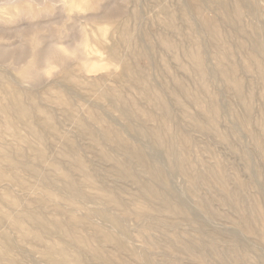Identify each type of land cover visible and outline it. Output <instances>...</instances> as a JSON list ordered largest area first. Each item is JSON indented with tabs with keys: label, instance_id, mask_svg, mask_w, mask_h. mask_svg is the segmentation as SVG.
Segmentation results:
<instances>
[{
	"label": "rangeland",
	"instance_id": "rangeland-1",
	"mask_svg": "<svg viewBox=\"0 0 264 264\" xmlns=\"http://www.w3.org/2000/svg\"><path fill=\"white\" fill-rule=\"evenodd\" d=\"M8 1L7 0H5V1L4 0H0V3H1L0 4V29H1L0 30V74H4L5 77H6V80L8 82V83H6V84H8L7 87L1 86V84H0V99H1L2 102L9 101L7 99V98H9V95L7 94L6 88L12 89V87H13V89L14 88L20 89L26 95L33 94L37 98V101H34L33 103H35L36 106H39L40 108L39 109H36L33 112L34 115L32 116V121L35 124L42 125L43 124V120L45 118V115L42 112V109H51L52 112L54 113V116H55L57 131H52L51 132L50 130H46L47 139L49 138L48 139V144H47L48 145L47 146V148H48L47 149L48 160H40L35 155V152H34V150L32 148H30L28 145H26L21 140L19 141V139L15 136L14 132H0V147H3L4 146L3 148L10 149L12 155L14 154L12 161L11 160H7V159H3V158L0 157V170L3 172V176H2V178H0V209L5 214L4 217L2 216L0 218V224H1L0 225V254L1 253L3 254V257L0 258V264H73L69 260L62 261V262L55 261V260L51 259L48 256V252L50 250V247L53 245V243L55 241L59 240L60 237L63 238L65 236V234L62 233V234H60L57 237L56 236H51V235H48V236L46 235L43 239H40V240H36L33 237L25 236L23 234L22 230L17 226V224H16L17 222L21 223L27 230H30V231L33 230V231L38 232L37 229H35V227L31 223H29L28 221H26L24 219V217H21V216L24 215L23 212L26 211L28 208L29 209H31V208L32 209H40V210H43L44 209L43 211L46 212V213H48V214H57L58 215V213H59L58 216H61V217H65V215H64L65 212L66 213L67 212L68 213L70 212V213H73L74 215H76L78 217H81V219H82V221L84 223H86L88 220H90L91 223H93L95 225H98V226H101L104 229L107 228V230H109L111 232H114L116 234L119 232V230L116 229V228H114V230L113 229H110L108 226H111L112 224L111 223L109 224L108 223L109 221H107L106 219L101 218L100 216L98 218V216L97 215H94V214L89 215L90 208L92 206H94V208L95 207L97 208L99 206L98 205L99 202L101 204L100 208H102V207L104 208V207L107 206V208L109 210L108 211L105 208L107 212L116 213V214L120 213V211L117 210L114 205H111V204H109V203H107V202H105L104 200H101V199H99L100 201L98 199H89L91 201L90 202L89 200H86V201L80 200L79 201V200H77L75 198H72L71 196H68L69 194L60 185H57V184H54L53 185V184L46 183L43 180V177L40 174L37 175V174L31 173L28 170H25V168L20 164V162H18V160L20 159V160H25V161L28 160L29 162H32L35 165L37 163L36 167L39 169V171L41 172V174H42V172H44L46 174H50V175L54 176L55 172L53 171V169L51 170L52 167L50 166V162L49 161L52 158L53 159L54 158H58L59 159V158L62 157L61 156V151L66 147L67 141H68L67 139L68 138H71V140L75 141L77 144L79 143L78 146L80 148L81 154L84 157V160L86 161V163L88 164V166L92 169V171H94L95 173H97L98 175H100L98 182L95 185H87L86 186V189L87 190L90 189L89 191H92V192L93 191L94 192L95 191H101L99 189L100 187H104V186L112 185L113 184L112 186L115 188L116 192L119 193L122 196L123 195L125 196V197L124 196L123 197L128 201L127 203L129 205V207L131 209L132 208L133 209L135 208L134 202H133L134 200L133 199L136 196V195H134L135 194V190H136V183L133 182V181H130V180H126V179L124 180V179H122L120 176H118L114 172V170H113L114 169V164H113L114 163V160L113 159L104 158L101 155V151H100L99 147L96 144H93V142L91 141V139L87 135L83 134L81 132L80 128H78L79 127L78 124H79L80 121L86 122L90 126V128L92 130H94L95 132H98L99 134H102L101 130L104 127H106L107 125H112V127L117 128L119 130H122L123 129L125 131V132L122 131L123 134H124V136L127 139H129V141L132 142L133 144L139 145V146H143V142L144 143H147L148 145L144 144V145H146L144 147L146 149L149 148L148 151H150V153H152V154L155 155V157H152L153 164L158 165L160 168H164V169H165V166H167L166 167V170L168 169L167 170L168 172L171 171L170 173H168L166 171L167 174H168L167 177L169 179V183L173 186V188L176 191L178 189V192H180V193L182 192L183 195H184V197H186L189 200V202L192 203V205H194V203H195V200L193 198L194 195L191 193V191L189 189V182L186 181L187 180V177L183 173H181L182 171H181L180 168L169 167V165H167V162H169V159L170 158L165 155L166 148L165 147H161L160 150H159V149L155 148L151 144V140L149 141V139L147 140V138H145V137H141L139 135L137 136L136 133H134V132H131L130 133V131H127V130L124 129V126L123 125L125 123V120L122 118V116L120 114V110L118 109V107H116L117 106V101H116V99L112 95V92L113 91H119L123 96H125V97H128L129 96V98H132V99H135V100H137L139 98V100H137V101L138 102L141 101L142 105H144L145 107L149 108L150 110H153L154 109L155 111L154 110L153 111L155 113H158L159 112L157 110V108H154V106L152 104L149 105V102L147 101V99L145 97H143V96L141 97L139 83L133 77L132 73L130 71H127L125 69L126 68L125 67V64H127V63L129 64V62L135 68H137L139 70L141 69L140 71H142V72H144L146 74V76L149 78V80L151 81V83H153V85H155L156 83H158V85H156V86L159 89L160 88L162 89V87L164 88L166 86V88H164V90H162V91H164V93L169 97L168 100L170 99L169 100V103L171 104L172 108L174 109L176 107L174 109V111H175L176 115L178 116V124H180L179 122H181V124L183 125V126L182 125H180V126L178 125V128L177 129L178 130H181V131L184 130V133H186L188 131L189 134L188 133L187 134L188 135H191V142H190L191 143L190 144L191 146H190V149H188V154L190 156L192 155L191 157H192V159L194 158V162L196 161L194 163V164H196V168L198 169V168L201 167L198 170L204 172V171H206V168H210V167L215 166L217 163H221L222 165L224 164V168L226 169L227 172H229L228 174L230 176L231 175L233 177H235L236 175L237 176H240V177L242 176L241 178H243V177L246 176L247 178H244L243 180H249L250 173L251 172L249 173V171L247 170V168H246V162H244L245 159H244V156H243L244 151H247L248 150V147H249V149L251 151L250 150H248V151L251 153V160L252 159L255 160V161L252 160V162L254 161L253 162L254 163L253 165L255 166V164H256L257 166H255V167H258L260 169V172L261 173L259 175L261 177L259 176L260 179H259V177H257V181H256V184L255 185H250V186L247 187V189H245L244 191H242V193L244 192L242 194L243 195L242 198L245 196L243 198V201L244 202H253L254 200H257L258 199L257 201H259L262 204L263 208H264V195L261 196V194H264V192H263L264 191V180H263L264 177H262V175H264V172H263L264 169H262V168H264V166L262 165V164H264V158H263L264 157V150H262V153H259V152L256 151L255 141H254V138H253V135H252V133H255L254 131H256V134H258V135H261L262 134L261 137L264 136V133H263L264 132L263 131L264 130V94H263L264 93V84H263L264 81H263V79L261 81V76H260V73L258 71L259 69H258V66H257L256 62H254L251 58L248 57L249 54H250V52L256 53L255 50H254V48H252V47H254L253 44H254V40H256V38L258 40H261V38L263 37L262 38L263 40L260 41V42H262L263 45H264V33H263L264 32V26H263V24H264V18L261 15V13L262 14L264 13V4H263L264 3V0H256V1L253 0L254 3H255V5H257L256 6L257 8L256 7H255L256 9L254 8L256 12L253 11V10L248 12L249 9L244 8L243 9L244 11H243V14H242V18H241V20H240L239 23L238 22L235 23L236 26H234L235 25L234 23H232V22L230 23L229 20L225 17V15L221 13V12H223V8L220 7L221 6V0H199V5H200V7L202 6L201 7V13L203 11H205V12H203L204 15L201 14V13L199 14L196 10H194L192 8L195 3L193 1H191V0H188V1L187 0H123V1L120 0V2L119 1H116V0H90V5L85 8L86 10L82 9L80 15L76 14L73 10L71 11V9H66V10H64L65 12L62 11L61 10V6H60L62 0H58V1H56V0H46V1L45 0H12L11 3H10L11 0L9 2ZM29 1H31V2H29ZM235 1L234 0H232V1L231 0H228V4L229 5H232L233 2H235ZM260 1H262L263 3L260 2ZM2 2H4V3L2 4ZM103 2H104V4H103ZM114 2H116V4ZM231 2H232V4H231ZM41 3H45L46 6L44 4H41ZM204 3H206V4L204 5ZM210 3H211V5H210ZM217 3L218 4L220 3V4L218 5ZM261 3H262V5H261ZM187 4H188V6H187ZM34 5H36V6H34ZM43 5H44V7H43ZM107 5L109 7H107ZM185 5H186V7H185ZM213 5H215V6H213ZM23 6H25V7H23ZM30 6L33 7V9ZM54 6H56L55 7V10H54ZM170 6H173V7H170ZM205 6H206V8H205ZM27 7L28 8L30 7V10ZM41 7L43 8L41 10L42 13H40V12L37 11V9L38 8H41ZM57 7H59V8H57ZM214 7H215V10H214ZM218 7H220V9ZM24 8H26V9H24ZM165 8H166V10H164ZM180 8H182L184 10H182ZM24 10H26V11H24ZM31 10L34 11L32 14L30 12ZM69 10L71 12L70 13L71 16L69 15V12H68ZM257 10H258V12H257ZM104 11H105V14H104ZM178 11L179 12L181 11L180 12L181 14H179ZM217 11H220V12H217ZM58 12L61 13L63 16H61V14H59ZM169 12L170 13L171 12L176 13L175 14V17L176 16L177 17L175 18V27H174V25H172V22H170V20H167V19H170V13ZM214 12H215V15H214ZM251 12L252 13L255 12L256 15H254V14L252 15ZM34 13L36 14L35 15L36 16L35 18H34ZM191 13H192V15L194 17H196L195 19H192L194 17L193 16L192 17L190 16ZM218 13H221V14L218 15ZM58 14L62 17V19L65 18L63 20V22H62L61 17L58 16ZM216 14L219 16V18L217 17ZM257 14H259V15H257ZM2 15H3V17H2ZM90 15H91L92 18H89ZM93 15L95 16L94 18H93ZM166 15H167V17H166ZM180 15H181V18L182 19L179 18ZM205 15L207 16V18H209V17L210 18H214L216 20V24L220 27L221 30L224 28L222 30L223 33H224V37H223L224 40L222 42L223 43L225 42L224 45L226 47H228V49L231 46L229 50L232 51V53H233V58L236 61V62L234 61V63L237 65L238 68L241 66V70H240V68L237 69V72L239 73L238 76L243 80L244 85H245V89H246V91L248 90L246 93H249L248 96L250 95L252 97V98H250V96H249V98L251 100V101H249V103L251 105L250 108H249L250 120L253 119L249 123L250 126L249 125L244 126V125H242L240 123L241 118L244 117L245 115H247V113H248V110H246L248 108V105L244 104L245 101L240 100L236 95H234L235 92H234V89H233L232 85H230L225 79L211 77L210 78V82H209V87L211 89H213V90L210 91L209 90L210 88L207 90L208 92H210L209 95H208V92H203L202 93V92H200L198 90L199 84L197 82V79H194L195 77L192 75V71H191L192 69H191V67H189V69H191V70H189L187 68L188 65L191 63V62H189L191 60H189V58L186 56V54H184L185 49H187V47H188L187 45H189L188 48H193V47H195L194 44H197L196 43V42H198L197 40L202 39L200 42L203 45L206 43L205 44L206 46L204 45L205 47L204 46L203 47H204L205 51L207 50V52H205V58H206L205 61H207L206 63L209 62L207 64V66H208V68L210 70H213V71L217 70L219 53L221 52L220 51V48L224 47V45L221 44V42H220L221 45H219V46L215 45V40H213L212 37H210L211 35L206 31L205 27L203 26L202 20H201L202 17L205 16ZM213 15H214V17H213ZM243 15H246L247 18H246V16L244 17ZM43 16L45 17V19H44ZM263 16H264V14H263ZM27 17H28V19H26ZM42 17H43V19L45 21H43ZM79 17H80V20L78 19ZM251 17H253L256 20V22H254L255 20L252 18L254 20L253 21L251 19ZM31 18H34V19H31ZM67 18H68V21H67ZM73 18H74V20H73ZM95 18H97V19H95ZM248 18H250V19H248ZM24 19H26V21ZM58 19H61V20H58ZM219 19H221V20H219ZM247 19H248V21L245 22V20H247ZM196 20L199 22V23H197L199 25L196 24V22H195ZM34 21H35V24L33 23ZM55 21L56 22L57 21L58 22L61 21L62 24L61 23H55L54 24ZM192 21H194V22H192ZM219 21H221L220 22L221 24L219 23ZM258 21H261L263 24L261 22H260L261 23L260 24ZM23 22H25V23L27 22V23L25 24ZM44 22H45V24H44ZM222 22H224L223 23L224 26H222ZM225 22H228L229 24L228 23H225ZM250 22H252V23H250ZM257 22H258V25H256ZM29 23H32V24H29ZM240 23L242 24V26H241ZM253 23H255V25ZM182 24H184V25H182ZM33 25H34V28H33ZM35 25H36L37 28L35 27ZM232 25H233V27H232ZM239 25L241 26L240 28H239ZM98 26H99V28H98ZM100 26H102L104 28H102V27L100 28ZM250 26H252L251 29H250ZM254 26H256V27H254ZM106 27H107V29L105 31V28ZM197 27L199 29H197ZM226 27L227 28L230 27L228 29L231 32L228 29L226 30ZM231 27H232V29H231ZM108 28L110 29V31H109ZM258 29H260L259 32H258ZM191 30H192V32H191ZM203 30H204V33L202 32ZM65 31H67V32H65ZM242 31H244V32H242ZM104 32L107 33V34H105ZM198 32H200V33H198ZM232 33L235 34L234 37L236 39L234 37H232ZM246 33H248V34H246ZM53 34H55V35L53 36ZM146 34H148L149 37H147ZM162 34L163 35L165 34V35L163 36ZM185 34H188V35H185ZM198 34H199V36L202 34L200 36L201 38L198 36ZM241 35L243 36V39H240L241 38ZM247 35H249L248 38L246 37ZM65 36H67V37H65ZM88 36H89V39H88ZM189 36H191V38ZM59 37H61V38H59ZM86 37H87V39H86ZM187 37H189V39ZM226 37L228 39H225ZM164 38L167 39V40H169V41H171V42H173V43H176L177 44V45H175L176 48L174 47V48H170L169 49V47H167L164 44V42H163V39ZM237 38H238V40H237ZM245 38H246V40H248V39L249 40L250 39H253V40H251V42H250L249 40L248 41L244 40ZM96 39L99 40V41H102V39H103V41L99 43V42H97ZM135 40H136V42H134ZM212 40H213V42H212ZM238 41H240V42H238ZM242 41L244 42V44L242 43ZM103 42H105V44H103ZM210 42H212V44ZM231 42H232V45L230 44ZM142 43H144V44H142ZM249 43L250 44L252 43L250 45L251 47H249V45H248ZM86 44H87V46H86ZM90 44H92V45L90 46ZM94 44H95V46H93ZM100 44H101L103 50L101 49ZM128 44H130V45L128 46ZM245 44H247V46ZM88 45L90 46V48L92 47V49H89L88 48ZM182 45H183L184 48L181 47ZM239 45H240V48H238ZM244 45H245V47H244ZM96 46L100 48V51H99V48L96 49L97 52L99 51V54L98 55L100 57L97 54H95L96 53L95 51H93L95 49L94 47H96ZM232 46H234V47H232ZM131 47H132V49H131ZM141 47L143 49H141ZM112 49H115L116 50V53H117V56L116 57L112 55V53H111V50ZM140 49L143 50V51H141ZM246 49H247V51H246ZM249 49L251 51L248 52ZM23 50H24V52H23ZM89 50H92L93 53L91 51H89ZM215 50H217L218 55H217V53H216ZM236 50L238 51L237 53H236ZM210 51H211V53L215 52V56L212 55L210 53ZM239 51L241 52V54H240ZM54 52H56V53H54ZM91 53H92V55H91ZM100 53H102V54H100ZM104 53H105V55H104ZM177 53H178V55H177ZM259 53H260V57L259 58L264 62V49L261 52H259ZM94 55L95 56L97 55L96 57L97 58L99 57L98 60H100L101 62H99ZM156 55H157V57H156ZM242 55H244V56H242ZM89 56H91V57L89 58ZM106 56H107V58H105ZM129 56L132 57V58H130ZM238 56L239 57L241 56V58H239ZM147 57H148V59H147ZM165 57H167V59ZM235 57L237 59L239 58L240 60L239 59L238 60L235 59ZM242 57L245 58V59L247 57L246 60L248 62H250V66H246V63L245 62H247V61L245 59H244L245 60L244 61ZM103 58H105V60ZM88 59L91 60V63H90V66L89 67H88V65H86L84 63L85 61H87L88 64H89ZM169 59H170V61H169ZM178 59H179V61H178ZM3 60H5V61H3ZM81 60H82V62H81ZM108 60L111 61L112 63L111 62H108L107 63ZM119 60H120V62H119ZM180 60H182V61H180ZM213 60L216 61V62H214ZM187 61L189 62L188 64H187ZM238 61H241V63H238ZM242 61H244V62H242ZM105 62H106L107 65L104 64ZM83 63H84V65H83ZM178 63H180V65ZM243 63H245V65ZM99 64H101V65H99ZM141 64H143V65H141ZM170 64L171 65L172 64L175 65L173 68L177 72L174 71V69L171 67ZM241 64H243V65H241ZM114 65H116V66H114ZM163 65H165V66L167 65V66L165 67ZM176 65H178V66H176ZM2 66H4V67H2ZM105 66H106V69H105ZM118 66H120L121 69H118L117 68ZM183 66H185L186 71H185V68ZM189 66H191V65H189ZM92 67H93V70L94 69L96 70V68L99 69L100 67L103 69V67H104V71L107 72V73H105L100 68L99 69V72H98V75H97V71L98 70L97 71L94 70L93 71L94 74H93L92 70H90V69H92ZM94 67H96V68H94ZM167 67H168V72H167ZM182 67H183V69H182ZM108 68H110V70H108ZM176 68H178V69H176ZM64 69H66V70H64ZM242 69H244L245 73L243 72ZM62 70L64 72H62ZM82 70H84V71H82ZM89 70H90V72H89ZM118 70H119V72L121 70V72L120 73L117 72ZM149 70H151L150 73H149ZM164 70H165V73L166 74L164 73ZM171 70L174 71V72L172 73ZM188 70H189V73H188ZM114 71H115V73H114ZM179 71H182V72L180 73ZM246 71H247V73H246ZM95 72H96V74H95ZM102 72H104L105 74H103ZM116 72H117V74H116ZM113 73H114V75L115 74L116 75L114 76ZM92 74L94 75V77H93ZM89 75H91V77ZM165 75H167V77H165ZM174 75H176V76H174ZM68 76H70V77H68ZM173 76L174 77H181L182 79L186 80V82L188 81L187 84L189 85V88H190V90L192 92L197 91V93L200 92V93L203 94V95L201 94V96H202L201 99L204 98V100L202 102V100L200 99L201 100L200 101V104L199 103H196L194 101L193 96L185 95L186 97L185 96L182 97V98H184V97L186 98V99L185 98L183 99L186 102V104H187V105H184V107H186V109L189 108L187 110H190V112L192 111V113L197 114V116L200 114V116L203 117V118L200 117V120L202 119L201 122L203 120H205V121L202 122V125L200 127L199 126L196 127L195 124H193L192 122H190L191 121L190 118L187 119L186 117H184V116H187L186 113L184 112V110H182L175 103L174 100H171L173 98V96L171 95V89L174 87V78H173ZM185 76H188V77H185ZM250 76H255L256 78L255 77H250ZM257 76H259V77H257ZM166 78L169 79V80H167ZM170 78H171V81L172 82L170 81ZM188 78H190V80ZM66 80L69 81V82H66ZM153 80H155V81H153ZM193 80H196V81L193 82ZM220 80H221V82H220ZM129 81H131V82H129ZM164 81H166V82H164ZM169 81L171 83H169ZM132 82H134V83H132ZM195 82H197V83H195ZM259 82H260V84H259ZM109 83H110L111 86L109 85ZM40 84H41V87L39 86ZM106 84H107V86H106ZM128 84L129 85L131 84L130 87H129ZM159 84H160V86L161 85L162 86L160 87ZM211 85H212V87H211ZM220 85H221V87H220ZM104 86H105V88H103ZM229 86L232 87V90H231V88ZM90 87H92V89ZM113 87H114V89H113ZM133 87H135V88H133ZM123 88H124V91H122ZM215 88H216V90L219 89L220 91L217 90L218 91L217 92L215 90ZM229 88H230V90H229ZM255 88H259V89L257 90ZM101 89H102V91H100ZM165 89H166L167 92L165 91ZM194 89H196V90H194ZM138 90H139V92H138ZM65 91H67V92H65ZM215 91H216V94H215ZM252 91L254 92V94H253ZM74 92H75V94H74L75 96L73 95ZM126 92H127V94H126ZM135 93H137L139 96L137 94H135ZM204 93H205V97L207 96V98L204 97ZM217 93H218L219 96L217 95ZM224 93H225V95H224ZM59 94L62 95L64 101H60V100L58 101V100H56V97ZM256 94H258V96H260V97H256L257 96ZM166 95H164V96L167 99V96ZM170 95H171V97H170ZM227 95H228V99L230 101L228 99L226 100ZM232 95L235 98L237 97V100ZM253 95H254V97H253ZM209 96H212V97L213 96H218V99L216 97H213L212 98V97H209ZM208 98H210V99H208ZM66 99H67V101H65ZM214 99H217L218 102L220 101L219 102V105L221 107L220 109H221V111H224V112H220V115H219V118H218L220 122L218 121L219 123L217 125L218 128L216 127L217 129H212V127H209V124H208L209 122L207 120L208 117L206 116L208 114H207V112H205V109H204L205 107H208L206 105H209L212 102L211 100H214ZM221 100H223V102ZM94 101H98L99 103L97 102V104H96V102H95V104H94ZM187 101H189V102H187ZM227 101H229L230 103L228 102V104H227L226 103ZM239 101L240 102L242 101V102L241 103H238ZM204 102H206L208 104H206ZM191 103H193V104L191 105ZM245 103H247V102H245ZM197 104H199V105H197ZM201 104H203V105H201ZM229 104H234V106L233 105H229ZM188 105L191 106V107H189ZM192 106H193V108H192ZM244 106H245V108H244ZM199 107H200V109H199ZM238 107H239V109H238ZM241 107L243 108V110H242ZM98 108H99V110H98ZM194 108H197L198 110H196V109L194 110ZM229 108H233L235 110V112H234V110H232V109L230 110ZM226 109H229L231 112H229V110L226 111ZM178 110H180L181 112L178 111ZM236 110L238 112L240 110V112L237 113ZM103 111H105V112H103ZM196 111L197 112H200V113L198 114V113H196ZM225 112L227 113V115H226ZM181 113H182V115H181ZM222 113L225 116H222ZM229 113H230V115H229ZM240 113H242V114H240ZM256 113L258 115H260V116H258ZM238 114H240L242 116L239 115V117H240L239 118L238 117ZM253 114H255V115H253ZM231 115H233L234 117L231 116ZM256 115H257V117H256ZM226 116H227V118H226ZM13 117H14V120L17 123L20 131L23 134L29 136V139L32 141V143L35 144L34 138L32 137V135L29 132L28 126L24 122L18 120V118L16 116H13ZM110 117H112L113 119L110 118ZM229 117H231V118H229ZM234 118L236 120H234ZM100 119H102V120H100ZM229 119H230V121H229ZM111 120H113V121H111ZM119 120L121 121V123L123 125H121L120 123L119 124L117 123ZM182 120L184 122H182ZM221 120L223 121L222 124H221ZM227 120H228V122H227ZM186 121H188V123H185ZM237 121H238L239 124L237 123ZM206 122H207V124H206ZM230 122H232L234 125L237 124V126H240V127L239 128L238 127H234V125H232ZM257 122L258 123L260 122V123L258 124ZM95 126H97V128H95ZM201 127H202V129H201ZM70 128H71V130H70ZM120 128H122V129H120ZM192 128H194V131H193ZM240 128H242V130ZM251 128L253 129V131H252ZM197 129L199 131H197ZM208 129H210V131ZM228 129H230L229 131L230 132L232 131V133H230L228 131ZM239 129H240V131H239ZM259 129H261V131ZM74 130H76V131L74 132ZM190 130H192V132H190ZM217 130L218 131H221L220 134H219V132L217 133ZM223 130H225V131H223ZM195 131L199 132L198 133L199 135ZM234 131L236 133H233ZM76 133H77V135H76ZM192 133H194V134H192ZM222 133H224V134L225 133H228L227 138H224V137L222 138L221 137L222 136L221 135ZM247 133H248V136L249 137L247 136ZM126 134H128V135H126ZM216 134H218V135L216 136ZM235 134H236V136H234ZM244 134H246V135H244ZM194 135H195V137H194ZM210 135L212 137H210ZM230 135H231V137H230ZM238 135L241 136V137H239ZM135 136H137V138ZM232 136L234 138H232ZM130 137H132V138H130ZM133 137H135V138L133 139ZM196 137H197L198 140L195 139ZM217 137L220 138L221 140L218 139ZM247 137H248V139H247ZM75 138H77V139H75ZM141 138H143V139H141ZM222 139L224 141H222ZM237 139H238V141L241 139V141H239L240 143L238 141H236ZM249 139H251V140H249ZM13 140H15V141H13ZM16 140H18V141H16ZM76 140H78V141H76ZM140 140H142V141H140ZM139 141H140V143H139ZM197 141H199V143H197ZM89 142H91V143L89 144ZM214 142L216 144H214ZM237 142H238V144H237ZM246 142H247V145H246ZM85 143H86V145H84ZM217 143H219V144L217 145ZM229 143H230V145H229ZM232 143H233V145H232ZM248 143H252L251 144L252 146L250 144L248 145ZM80 144H82L84 147L82 145H80ZM193 144H194L195 147L193 146ZM210 144H212V145H210ZM222 144H224L226 147L224 145H222ZM241 144L243 145V147L241 146ZM1 145H3V146H1ZM87 145L89 147H87ZM102 145H104L103 148H105L107 150V152H109L114 157L124 159V155L121 152H119L120 150L116 146H114L113 143H110L107 140H102ZM209 146H211L210 147L211 152H210ZM229 146H231V147L229 148ZM236 146H238V147H236ZM85 147H87L88 150ZM220 147H221V149L223 147V149L221 150ZM193 148H195L196 150H194ZM199 148H200V150H198ZM212 148H215V149H212ZM243 148H244V150H243ZM245 148H247V149H245ZM208 149H209V151H207ZM216 149H218V150H216ZM227 149H229V151H227ZM234 149H236V150H234ZM263 149H264V139H263ZM225 150L227 151V153L228 152L229 153L227 154ZM231 151H233V152L231 153ZM26 152H27V154H26ZM49 152H51V153H49ZM193 152H194V154H193ZM235 152H236L237 155L235 154ZM202 153L203 154L205 153V154L202 155ZM21 155H23V156H21ZM195 155H196V158H195ZM220 156L222 158H224V159L219 158ZM14 157H15L16 160L14 159ZM208 157H210V158H208ZM227 157H229V158H227ZM214 158H215V160H214ZM230 158H232V159H230ZM258 160H260V161L258 162ZM209 161H210V163H209ZM226 161H228L229 164ZM261 161H262V163H260ZM100 162H102V163H100ZM198 163H199L200 167H199ZM225 165H227V166H225ZM239 165L241 167H239ZM243 165H245L244 166L245 168L242 167ZM260 165H262V166L260 167ZM19 166H20V168H19ZM67 166L68 165H66L64 163V167L65 168H68ZM21 168L24 171H22ZM111 169H112V171H111ZM229 170H232L233 172L232 171H229ZM232 173L233 174L235 173V174L233 175ZM242 173L243 174H246V175H243ZM248 173H249V175H248ZM30 175H32V176H30ZM77 175H79V174L76 172V176ZM139 175L141 177H143V178L146 177V174L143 173L142 170H139ZM14 176H16V177H14ZM232 176H231V178H233ZM41 178H42L43 181L41 180ZM118 178H120V179H118ZM32 180H33V182H32ZM121 180L122 181L124 180V181L122 182ZM117 181H119V182H117ZM128 181H130V182H128ZM186 182H188V183H186ZM213 182L214 181H211V182H209V184H204V185L201 183L202 186L199 183L198 184V188H197V192L199 191L198 192L199 195H201L200 193H203L201 195L203 197H208L209 199L212 198V199H210L214 203L213 204L211 202L212 203V207L220 215L217 214L218 216H216V217H214L215 215L214 216H211V217H213V219L211 217H209L208 218V222H209L208 225L210 227L215 228L217 231H221V230H223V227L224 228H227L228 226H230V222H228L229 221V217L235 216L236 213L234 212L233 207H231L229 205H222L218 201L216 203V199L214 198V195H215L214 193L217 192L218 187H217V184L215 182H214L215 183L214 184ZM231 183L234 184L233 180L231 181ZM130 185H131V188H130ZM203 186H205V188H202ZM128 188H129V190H128ZM206 188L208 189L207 191H206ZM202 189H204L203 192H202ZM53 190H55V191H53ZM257 190H259V191H257ZM261 190H262V192H261ZM133 191H134V193H133ZM205 191H206V193H205ZM246 191L247 192L249 191V192L247 193ZM252 191H254V192H252ZM209 192L212 193L213 196L211 194H210L211 195L210 196L209 195ZM189 194H191V195H189ZM4 195H6V196H4ZM247 196H248L249 199L247 198ZM92 203L93 204H96V205H92ZM102 203H104V204H102ZM131 203H132V205H131ZM86 204L88 206L91 205V207L90 206L88 207ZM219 204H221V205H219ZM223 206H225L226 208L223 207ZM91 209H93V208H91ZM132 211L133 212H131L129 214L130 216L129 215L125 216V219H127V217H129L127 219V221H125V222H127L126 223L127 225L128 224L131 225V226L130 225L128 226L129 227V230L132 229V230H130V234L128 235L131 239L128 238V236L127 237H124V239L126 240V242H128V244L130 246H132L134 248H136L137 246H138V248H146L147 247L148 249L150 247L152 249V251H151V249H149V251L151 252V257L153 259L155 258L154 261H156V263H160V264H178V263H180V264H182V263L183 264H198L197 262L195 263V260H193V259L191 260L190 259L192 257L189 256V254H187V252L185 253V250L183 248L181 249L180 245L179 246H177L175 244L174 245H170L171 247L168 249V246H169L168 244H170V242H169L170 239L173 237V235H176V234H177V236H179V238L181 239V241H183L185 243H188V244L195 243L198 240V236L200 235V230L198 228H195L196 225L194 223L187 222V221L185 222V220L180 219V221H179L180 223H179V225H177V224L173 223V221L171 220L170 221V225H169L170 226L169 229H164V228L158 226L152 220L151 217L149 218L147 215H142V216H139L138 217L135 214V212H134L135 210H132ZM86 213H88V214H86ZM223 215H225V217ZM228 215H229V217H228ZM98 219H103V220L102 221L99 220V222H95L94 221V220L98 221ZM135 219L136 220L138 219L137 220L138 222ZM134 220L136 221L137 224L134 222ZM100 222H103V223L106 222V223H105V225L103 223H101V225H100L99 224ZM138 223H140V225ZM186 223L189 226H187ZM70 224H71V227H73L78 232H81L82 234H88V233L93 232V228L92 227L90 228V226H88V227L87 226L86 227H83V226H75L71 222H70ZM107 224H108V226H107ZM180 224L182 226H180ZM184 225H186V226H184ZM215 225H216V227H215ZM7 226H9V227H7ZM221 226H223V227H221ZM113 227L114 226L112 225L111 228H113ZM135 227L136 228L140 227V228L136 229ZM219 227H221L222 229L221 228L219 229ZM166 230H168V231H166ZM138 231H140V232H138ZM171 234H172V236L170 237ZM5 235H7L13 241V244L12 245H8V242L5 239ZM223 235L224 234H216L215 235L216 238L221 239V240H218L217 239L219 241V242L217 241V243H218L217 245H219V250L220 249L223 250V251L222 250L219 251L220 252L219 253L220 255L215 254V252L213 250H211V248H208V246H205V247H207L206 248V251H207L206 254L207 255H210V256L215 255V257L212 256L211 258H210V256H208V259L211 261V263L214 262V260H212V258L215 259V260H217L215 263H212V264H217V263L218 264H222V263H220L222 261H223V264L224 263L227 264L229 262V260H230L229 264H232V262H233L232 258H230L231 256L229 255V253L225 249V245L227 243H229L230 237L227 234L224 235V236ZM243 235H244L243 236L244 237L243 239L245 240V243L250 244V245H245V246H248V247L251 246L250 248L254 249L253 251L250 250L251 252L249 251L250 254L251 253L253 254V255L250 256L251 257V261H250L251 263L249 262V264H260V258H262V257H263L262 261H263V264H264V251H263L264 250V244L261 243L263 241L260 238H258V237L249 238V237L245 236V234H243ZM134 236H136V237H134ZM226 237H229V238H226ZM263 237H264V234H263ZM64 238H66L67 240L69 239V244L68 245H70L69 246L70 249L76 248L79 245H81V244H77L74 241V239L69 238L68 236H65ZM225 239H227L228 242H226ZM223 240H224V244H223V242L222 243L220 242V241H223ZM154 241L157 242V243H155ZM172 242L173 241L171 239V244L174 243V242L173 243ZM41 244H42V246H41ZM74 244H76V245H74ZM139 244H140V246H139ZM144 246H146V247H144ZM173 246L174 247L176 246L178 248H174ZM254 246L256 247V249H258L257 251H256V249H255ZM257 246L260 247V248H258ZM81 247L84 250V256H85V258L88 261H90V260H92V261L97 260L99 262V264H118L114 260H106V259L103 260V259H100L98 257H95V258L94 257H91L90 255L86 254V252H85V250H87L86 247L84 245H81ZM239 248H240V251H243L242 247H239ZM102 249L105 250V251H107L106 253H108L110 255L117 252V254L120 257L125 258L127 260H133V258L130 255H128L127 253H119L118 251H115V249H114V247L112 245L109 246V245H104L103 244L102 245ZM207 249H210V252L213 251L212 252L213 254L212 253L210 254V252H208ZM168 250H169V252H168ZM110 251H112V252H110ZM221 251H222V253H221ZM31 255H32V258H31ZM23 256H26V257L24 258ZM34 256H35V258H34ZM28 257L31 258V259H29ZM170 259L171 260H174V261L171 262ZM218 259H219L220 262L218 261ZM168 262H170V263H168ZM138 264H141V263L139 262ZM143 264H149V263H143Z\"/></svg>",
	"mask_w": 264,
	"mask_h": 264
},
{
	"label": "bare ground",
	"instance_id": "bare-ground-1",
	"mask_svg": "<svg viewBox=\"0 0 264 264\" xmlns=\"http://www.w3.org/2000/svg\"><path fill=\"white\" fill-rule=\"evenodd\" d=\"M5 1V0H4ZM8 1V0H7ZM10 1V0H9ZM8 1V2H9ZM46 1V0H45ZM58 1V0H56ZM116 1H119L120 0H116ZM123 1V0H122ZM188 1V0H187ZM193 1L195 4L194 6L192 7L194 10H196L199 14L201 13V7L199 5V0H191ZM232 1V0H231ZM235 1V0H234ZM256 1V0H255ZM12 2V0L10 1V3ZM14 2V1H13ZM26 2V1H25ZM24 2V3H25ZM31 2V1H29ZM33 2V1H32ZM35 2V1H34ZM40 2V1H39ZM44 2V1H43ZM54 2V1H53ZM63 2V3H62ZM105 2V1H104ZM103 2V4H104ZM205 2V1H204ZM215 2V1H214ZM262 2V1H260ZM4 2H2L3 4ZM7 3V2H6ZM110 3V2H109ZM116 4V2H114ZM118 3V2H117ZM150 3V2H149ZM213 3V2H212ZM263 3V2H262ZM261 3V5H262ZM1 4V3H0ZM34 4V3H33ZM41 4H44L45 3H41ZM57 4V3H56ZM62 4V5H61ZM61 10L64 11L66 9H71V11L73 10L76 14L80 15L81 14V10L84 9L86 10L85 8L88 7L90 5V0H62L61 1ZM100 4V3H99ZM111 4V3H110ZM114 4V5H115ZM146 4V3H145ZM148 4V3H147ZM206 3H204L205 5ZM218 4V3H217ZM220 4V3H219ZM218 4V5H219ZM232 4V2H231ZM257 4V3H256ZM264 4V3H263ZM24 5V4H23ZM31 5V4H30ZM43 5V7H44ZM59 5V4H58ZM211 5V3H210ZM32 6V5H31ZM30 6V7H31ZM36 6V5H34ZM38 6V5H37ZM46 6V5H45ZM48 6V5H47ZM99 6V5H98ZM184 6V5H183ZM188 6V4H187ZM215 6V5H213ZM257 5H255L254 1L253 0H236L235 2H233L232 5H229L228 4V0H221V8H223V12H221L222 14L225 15V17L229 20V22L231 23H239L241 18H242V14H243V9L244 8H247L249 9V11H255V9L257 8L256 7ZM12 7V6H11ZM25 7V6H23ZM22 7V8H23ZM30 7L28 8L30 10ZM55 7L54 6V10H55ZM107 7H109L107 5ZM112 7V6H111ZM122 7V6H121ZM170 7H173V6H170ZM186 7V5H185ZM220 7H218L220 9ZM256 7V8H255ZM262 7V6H261ZM33 9V7H31ZM59 8V7H57ZM92 8V7H91ZM105 8V7H104ZM123 8V7H122ZM130 8V7H129ZM204 8V7H203ZM206 8V6H205ZM204 8V9H205ZM217 8V9H218ZM255 8V9H254ZM26 9V8H24ZM40 11H39V10ZM37 11L42 13L41 10L43 9L42 7L41 8H38ZM95 9V8H94ZM100 9V8H99ZM110 9V8H109ZM108 9V10H109ZM121 9V8H120ZM172 9V8H171ZM170 9V10H171ZM182 9V8H180ZM211 9V8H210ZM28 10V11H29ZM92 10V9H91ZM106 10V9H105ZM143 10V9H142ZM166 10V8L164 9ZM184 10V9H182ZM203 10V9H202ZM207 10V9H206ZM214 10H215V7H214ZM26 11V10H24ZM59 11V10H58ZM211 11V10H210ZM209 11V12H210ZM31 14L34 12L33 10L30 11ZM65 12V11H64ZM69 12V15H70V10L68 11ZM90 12V11H89ZM94 12V11H93ZM107 12V11H106ZM166 12V11H165ZM179 12V11H178ZM181 12V11H180ZM179 12V14H181ZM205 12V11H203ZM203 12L201 14H203ZM217 12H220V11H217ZM256 12V11H255ZM255 12H251L252 15H256ZM258 12V10H257ZM263 12V11H262ZM37 13V12H36ZM52 13V12H51ZM59 13V12H58ZM91 13V12H90ZM96 13V12H95ZM131 13V12H130ZM138 13V12H137ZM143 13V12H142ZM141 13V14H142ZM167 13V12H166ZM170 13V12H169ZM194 13V12H193ZM211 13V12H210ZM221 13H218L221 14ZM61 14V13H59ZM58 14V16H60ZM74 14V13H73ZM84 14V13H83ZM97 14V13H96ZM104 14H105V11H104ZM103 14V15H104ZM127 14V13H126ZM175 14L176 13H173L171 12L170 13V19H167V20H170V22H172V25H174L175 27ZM196 14V13H195ZM250 14V13H249ZM260 14V13H259ZM257 14V15H259ZM264 14V13H263ZM263 14L261 13L262 17L264 18ZM36 14L34 13V18L36 17L35 16ZM50 15V14H49ZM67 15V14H66ZM85 15V14H84ZM102 15V16H103ZM204 15V14H203ZM214 15H215V12H214ZM213 15V17H214ZM217 15V14H216ZM217 15V17L219 18V16ZM260 15V16H261ZM61 16H63L61 14ZM60 16V17H61ZM71 16V15H70ZM105 16V15H104ZM126 16V15H125ZM190 16L192 17V13L190 14ZM211 16V15H210ZM244 17L246 15H243ZM3 17V15H2ZM1 17V18H2ZM29 17V16H28ZM28 17L26 19H28ZM33 17V16H32ZM44 17V16H43ZM42 17V19H43ZM73 17V16H72ZM77 17V16H76ZM75 17V18H76ZM95 16L93 15V18ZM148 17V16H147ZM155 17V16H154ZM167 17V15H166ZM194 17V16H193ZM222 17V16H221ZM11 18V17H10ZM9 18V19H10ZM34 18H31V19H34ZM38 18V17H37ZM54 18V17H53ZM52 18V19H53ZM58 18V17H57ZM88 18V17H87ZM89 18H92L91 15L89 16ZM98 18V17H97ZM95 18V19H97ZM100 18V17H99ZM143 18V17H142ZM149 18V17H148ZM181 18V15L180 17ZM196 17L192 18V19H195ZM224 18V17H223ZM247 18V16H246ZM253 17H251L252 19ZM256 18V17H255ZM259 18V17H258ZM23 19V18H22ZM26 19H24L26 21ZM39 19V18H38ZM45 19V17H44ZM43 19V21H45ZM62 19V17H61ZM61 19H58V20H61ZM65 18L62 19V22ZM77 19V18H76ZM80 20V17L78 18ZM121 19V18H120ZM182 19V18H181ZM217 19V18H216ZM222 19V18H221ZM219 19V20H221ZM244 19V18H243ZM250 19V18H248ZM245 20L246 21H248ZM254 19V18H253ZM252 19V20H253ZM23 20V21H24ZM47 20V19H46ZM74 20V18H73ZM82 20V19H81ZM87 20V19H86ZM91 20V19H90ZM94 20V19H93ZM101 20V19H100ZM105 20V19H104ZM185 20V19H184ZM202 23H203V26L205 27L206 31L211 35L210 37H212L213 40H215V45L219 46L221 44L224 45V43L222 42L224 40V33H223V29L221 30L220 27L216 24V20L214 18H207V16H203L202 17ZM227 20V21H228ZM255 20V19H254ZM253 20V21H254ZM262 20V19H261ZM7 21V20H6ZM13 21V20H12ZM31 21V20H30ZM37 21V20H36ZM39 21V20H38ZM66 21V20H65ZM67 21H68V18H67ZM66 21V22H67ZM102 21V20H101ZM148 21V20H147ZM181 21V20H180ZM179 21V22H180ZM224 21V20H223ZM243 21V20H242ZM251 21V20H250ZM22 22V21H21ZM61 21H55V23H61ZM84 22V21H83ZM95 22V21H94ZM157 22V21H156ZM185 22V21H184ZM194 22V21H192ZM196 24L199 23L197 20L195 21ZM221 21H219L220 23ZM256 22V20L254 21ZM259 23L261 21H258ZM258 22L256 25H258ZM25 23V22H23ZM27 23V22H26ZM25 23V24H26ZM35 24V21L33 22ZM191 23V22H190ZM224 22H222V26ZM225 23H228V22H225ZM242 23V22H241ZM240 23V24H241ZM252 23V22H250ZM262 23V22H261ZM260 23V24H261ZM24 24V25H25ZM29 24H32V23H29ZM28 24V25H29ZM45 24V22H44ZM43 24V25H44ZM221 24V23H220ZM229 24V23H228ZM246 24V23H245ZM248 24V23H247ZM255 25V23H253ZM263 24V23H262ZM68 25V24H67ZM158 25V24H157ZM184 25V24H182ZM199 25V24H197ZM231 25V24H230ZM238 25V24H237ZM49 26V25H48ZM62 26V25H61ZM71 26V25H70ZM144 26V25H143ZM236 26V24L234 25ZM242 26V24H241ZM239 25V28L241 27ZM244 26V25H243ZM264 26V24H263ZM23 27V26H22ZM21 27V28H22ZM26 27V26H25ZM36 27V25H35ZM40 27V26H39ZM80 27V26H79ZM89 27V26H88ZM102 26H100L101 28ZM111 27V26H110ZM182 27V26H181ZM200 27V26H199ZM233 27V25H232ZM231 27V29H232ZM245 27V26H244ZM252 26H250V29H251ZM256 27V26H254ZM33 28H34V25H33ZM32 28V29H33ZM37 28V27H36ZM43 28V27H42ZM49 28V27H48ZM99 28V26H98ZM104 28V27H102ZM140 28V27H139ZM202 28V27H201ZM200 28V29H201ZM230 28V27H228ZM226 27V30L228 29ZM41 29V28H40ZM46 29V28H45ZM52 29V28H51ZM107 27L105 28V31H106ZM109 29V28H108ZM194 29V28H193ZM197 29H199L197 27ZM234 29V28H233ZM243 29V28H242ZM249 29V28H248ZM255 29V28H254ZM261 29V28H260ZM258 29V32L259 30ZM1 30V29H0ZM16 30V29H15ZM31 30V29H30ZM43 30V29H42ZM62 30V29H61ZM68 30V29H67ZM93 30V29H92ZM229 30V29H228ZM236 30V29H235ZM253 30V29H252ZM251 30V31H252ZM72 31V30H71ZM103 31V30H102ZM110 31V29H109ZM167 31V30H166ZM200 31V30H199ZM230 31V30H229ZM237 31V30H236ZM240 31V30H239ZM238 31V32H239ZM20 32V31H19ZM22 32V31H21ZM25 32V31H24ZM67 32V31H65ZM94 32V31H93ZM157 32V31H156ZM184 32V31H183ZM192 32V30H191ZM204 33V30L202 31ZM231 32V31H230ZM244 32V31H242ZM241 32V33H242ZM246 32V31H245ZM253 32V31H252ZM16 33V32H15ZM90 33V32H89ZM105 33V32H104ZM175 33V32H174ZM200 33V32H198ZM240 33V32H239ZM249 33V32H248ZM246 33V34H248ZM254 33V32H253ZM264 33V32H263ZM32 34V33H31ZM65 34V33H64ZM94 34V33H93ZM96 34V33H95ZM107 34V33H105ZM189 34V33H188ZM188 34H185V35H188ZM193 34V33H192ZM237 34V33H236ZM245 34V35H246ZM261 34V33H260ZM4 35V34H3ZM24 35V34H23ZM55 34H53L54 36ZM59 35V34H58ZM142 35V34H141ZM147 37L148 34H146ZM163 35V34H162ZM165 35V34H164ZM163 35V36H164ZM202 35V34H201ZM200 35V36H201ZM207 35V34H206ZM229 35V34H228ZM231 35V34H230ZM235 34L232 33V37H234ZM244 35V34H243ZM36 36V35H35ZM52 36V35H51ZM57 36V35H56ZM104 36V35H103ZM161 36V35H160ZM167 36V35H166ZM199 36V34H198ZM199 36V37H200ZM205 36V35H204ZM227 36V35H226ZM249 35H247L246 37L248 38ZM257 36V35H256ZM26 37V36H25ZM67 37V36H65ZM105 37V36H104ZM140 37V36H139ZM185 37V36H184ZM191 38V36H189ZM189 37H187L189 39ZM259 37V36H258ZM57 38V37H56ZM61 38V37H59ZM58 38V39H59ZM145 38V37H144ZM152 38V37H151ZM159 38V37H158ZM162 38V37H161ZM170 38V37H169ZM174 38V37H173ZM176 38V37H175ZM201 38V37H200ZM208 38V37H207ZM230 38V37H229ZM235 38V37H234ZM240 38V37H239ZM263 38V37H262ZM261 38V40H258L256 38V40H254V50L256 53L254 52H250L249 54V58H251L254 62H256L257 66H258V71L260 73V76H261V81L263 79L264 81V62L259 58L260 57V53L263 49H264V45L262 42L263 39ZM87 39V37H86ZM88 39H89V36H88ZM95 39V38H94ZM99 39V38H98ZM148 39V38H147ZM195 39V38H194ZM209 39V38H208ZM211 39V38H210ZM225 39H228L227 37ZM233 39V38H232ZM231 39V40H232ZM236 39V38H235ZM240 39H243V36L241 35V38ZM97 40V39H96ZM153 40V39H152ZM196 40V39H195ZM202 39L200 40H197L198 42H196L197 44H194L195 47L193 48H188L189 45H187V49H185L184 51V54H186V56L189 58V62H191L189 65H188V69L189 67H191V70L192 71V75L195 77L194 79H197V82L199 84V88L198 90L200 92H208L207 90L210 88L209 87V82H210V78L211 77H214V78H221V79H225L230 85H232L233 89H234V92L240 100L242 101H245L247 103L244 102V104L248 105V108L246 110H248V113L247 115H245L244 117L241 118L240 120V123L244 126H247L249 125L250 121L253 120L251 119L250 120V114H249V108H250V103L249 101L250 98H252L250 95V98L248 96L249 93H246V89H245V85H244V82L243 80L238 76V72H237V69L240 68L241 70V66L238 68L237 65L234 63V58H233V53L232 51H230V47L228 49V47H226L224 45V47L220 48V53H219V58H218V66H217V70L213 71V70H210L207 66V64L209 63H206L207 61H205V52H207V50L205 51L204 47L205 46L200 42ZM205 40V39H204ZM212 40V42H213ZM230 40V41H231ZM238 40V38H237ZM246 40V38L244 39ZM249 40V39H248ZM246 40V41H248ZM251 40L253 39H250L249 41L251 42ZM103 41V39H102ZM102 41H99L97 40V42H102ZM130 41V40H129ZM151 41V40H150ZM194 41V40H193ZM89 42V41H88ZM120 42V41H119ZM136 42V40L134 41ZM140 42V41H139ZM157 42V41H156ZM163 42L164 44L170 48H174L175 45H177L176 43H173L167 39H163ZM208 42V41H207ZM212 42H210L212 44ZM221 42V44H220ZM233 42V41H232ZM232 42L230 43L232 45ZM240 42V41H238ZM90 43V42H89ZM178 43V42H177ZM183 43V42H182ZM242 43L244 44V42L242 41ZM246 43V42H245ZM103 44H105V42H103ZM144 44V43H142ZM147 44V43H146ZM160 44V43H159ZM180 44V43H179ZM178 44V45H179ZM252 44V43H251ZM250 43L248 44L249 47H251ZM92 44H90L91 46ZM107 45V44H106ZM105 45V46H106ZM130 44H128L129 46ZM132 45V44H131ZM241 45V44H240ZM240 45L238 48H240ZM247 46V44H245ZM244 45V47H245ZM41 46V45H40ZM87 46V44H86ZM90 46L88 45V48L89 49H92V47L90 48ZM95 46V44L93 45ZM101 46V44H100ZM109 46V45H108ZM133 46V45H132ZM136 46V45H135ZM186 46V45H185ZM204 46V47H203ZM212 46V45H211ZM243 46V45H242ZM241 46V47H242ZM20 47V46H19ZM97 47V46H96ZM94 47L95 49L93 51H95L96 53L95 54H99V51H100V48L99 47ZM183 47V45L181 46ZM234 47V46H232ZM87 48V49H88ZM99 48V51L97 52L96 49ZM140 48V47H139ZM147 48V47H146ZM176 48V47H175ZM184 48V47H183ZM18 49V48H17ZM82 49V48H81ZM86 49V48H85ZM101 49H102V46H101ZM132 49V47H131ZM141 49H143L141 47ZM140 49V50H141ZM145 49V48H144ZM248 49V48H247ZM246 49V51H247ZM11 50V49H10ZM103 50V49H102ZM105 50V49H104ZM136 50V49H135ZM174 50V49H173ZM182 50V49H181ZM214 50V49H213ZM212 50V51H213ZM234 50V49H233ZM245 50V49H244ZM93 53L92 50H89ZM132 51V50H131ZM143 51V50H141ZM216 53H217V50H215ZM251 51L250 49L248 50V52ZM24 52V50H23ZM50 52V51H49ZM52 52V51H51ZM139 52V51H138ZM178 52V51H177ZM234 52V51H233ZM238 51L236 50V53ZM240 52V51H239ZM56 53V52H54ZM90 53V52H89ZM91 53V55H92ZM111 53L113 56H117V53H116V50L115 49H112L111 50ZM129 53V52H128ZM144 53V52H143ZM211 53V51H210ZM214 53V54H213ZM211 53L212 55L215 56V52ZM7 54V53H6ZM102 54V53H100ZM139 54V53H138ZM210 54V55H211ZM239 54V53H238ZM241 54V52H240ZM8 55V54H7ZM28 55V54H27ZM26 55V56H27ZM96 55V56H97ZM105 55V53H104ZM163 55V54H162ZM178 55V53H177ZM181 55V54H180ZM218 55V53H217ZM22 56V55H21ZM95 56V55H94ZM95 56V57H96ZM99 56V55H98ZM146 56V55H145ZM144 56V57H145ZM168 56V55H167ZM171 56V55H170ZM209 56V55H208ZM244 56V55H242ZM262 56V55H261ZM24 57V56H23ZM91 56H89L90 58ZM100 57V56H99ZM98 57V58H99ZM130 57V56H129ZM157 57V55H156ZM179 57V56H178ZM212 57V56H211ZM237 57V56H236ZM235 57V59H237ZM239 57V56H238ZM97 58V57H96ZM97 58V60H98ZM107 58V56L105 57ZM105 58H103L105 60ZM132 58V57H130ZM159 58V57H158ZM167 59V57H165ZM241 58V56L239 57ZM238 58V59H239ZM243 58V57H242ZM27 59V58H26ZM93 59V58H92ZM101 59V58H100ZM126 59V58H125ZM148 59V57H147ZM151 59V58H150ZM208 59V58H207ZM237 59V60H238ZM245 58H243L244 60ZM247 59V57H246ZM245 59V60H246ZM25 60V59H24ZM103 60V61H104ZM145 60V59H144ZM160 60V59H159ZM185 60V59H184ZM216 60V59H215ZM240 60V59H239ZM242 60V59H241ZM244 60V61H245ZM251 60V61H252ZM5 61V60H3ZM89 64L87 61H85L84 63L86 65H88V67L90 66V63H91V60H89ZM99 62H101L100 60H98ZM128 61V60H127ZM143 61V60H142ZM153 61V60H152ZM170 61V59H169ZM179 61V59H178ZM182 61V60H180ZM214 61V60H213ZM242 61V62H244ZM247 61V60H246ZM82 62V60H81ZM108 62H111V61H107ZM120 62V60H119ZM148 62V61H147ZM159 62V61H158ZM187 61V64L189 63ZM216 62V61H214ZM236 62V61H235ZM72 63V62H71ZM83 63V65H84ZM95 63V62H94ZM112 63V62H111ZM110 63V64H111ZM135 63V62H134ZM144 63V62H143ZM154 63V62H153ZM168 63V62H167ZM170 63V62H169ZM184 63V62H183ZM186 63V62H185ZM238 63H241V61H238ZM246 63V66H250V62H245ZM245 63H243L245 65ZM66 64V63H65ZM102 64V63H101ZM99 64V65H101ZM106 64V62L104 63ZM115 64V63H114ZM139 64V63H138ZM145 64V63H144ZM148 64V63H147ZM180 65V63H178ZM186 64V65H187ZM241 64V65H243ZM57 65V64H56ZM98 65V64H97ZM107 65V64H106ZM119 65V64H118ZM121 65V64H120ZM143 65V64H141ZM155 65V64H154ZM171 65V64H170ZM184 65V64H183ZM240 65V64H239ZM238 65V66H239ZM92 66V65H91ZM111 66V65H110ZM116 66V65H114ZM165 66V65H163ZM167 66V65H166ZM165 66V67H166ZM175 65L172 64L171 67L173 68ZM178 66V65H176ZM211 66V65H210ZM4 67V66H2ZM86 67V66H85ZM125 69L127 71H130L133 75V77L136 79V81L139 83V87H140V94H141V97H145L147 99V101L149 102V105L152 104L154 106V108H157V110L159 111L158 113H155L153 110H150L149 108L145 107L144 105H142L141 101H137L139 100V98L137 100L135 99H132V98H129L128 97H125L123 96L119 91H113L112 92V95L113 97L116 99L117 101V106L118 109L120 110V114L122 116V118L125 120V123L124 125L121 123V119L117 122L118 124L120 123L121 125L124 126V129L127 130V131H130L131 132H134L137 134V136H141V137H145L147 138V140L149 139V141L151 140V144L160 150L161 147H165L166 150H165V155L167 157H169V162H167V165H169V167H176V168H180L181 169V173H183L186 177H187V180L189 182V189L191 191V193L195 196H193L194 200H195V203L194 205H192V203L189 202V200L184 197L183 193L181 192H178V189L177 191L173 188V186L169 183V179L167 177V170H166V167L165 166V169L164 168H160L158 165H155L153 164V161H152V157H155L154 154L150 153V151H148V149H146L144 146L148 145L147 143H144L143 142V146H139V145H135L133 144L132 142L129 141V139H127L123 132L124 131L122 128V130H119L117 128H114L112 127V125H107L106 127H104L101 132L102 134H99L98 132H95L94 130H92L90 128V126L86 123V122H83V121H80L79 124H78V128H80L81 132L85 135H87L91 141L93 142V144H96L100 151H101V155L104 157V158H108V159H113L114 160V172L120 176L122 179H126V180H130V181H133L136 183V190H135V198L133 199L134 201V206L135 208L131 209L128 205V201L122 196L120 195L119 193L116 192L115 188L112 186V185H107V186H104V187H100L99 189L101 191H89L86 189V186L87 185H95L98 180H99V177L100 175H98L97 173H95L94 171H92V169L88 166V164L86 163V161L84 160V157L83 155L81 154V151H80V148L78 146V144L71 140V138H68L67 140V145L66 147L61 151V158H52L49 162H50V166L52 167L51 170L53 169V171L55 172L54 176L50 175V174H46L44 172H41L39 171V169L36 167L35 164H33L32 162H29L28 160L25 161V160H18V162H20V164L25 168V170H28L30 171L31 173H34V174H40L42 177H43V180L48 183V184H57V185H60L67 193L68 196H71L72 198H75L77 200H89V199H101V200H104L105 202L111 204V205H114L115 208L117 210L120 211V213L116 214V213H110V212H107L106 209L108 210L107 206L106 207H102L100 208L101 204L99 202V206L96 208H94V206L91 207V205H89L91 208H90V211H89V215H97L98 218L99 216L101 218H104L106 219L107 221H109L108 223L112 224L114 227L111 228V226H107L110 228V229H113L116 228L119 230V234L117 233H114V232H111L109 230L104 229L103 227L101 226H98V225H95L93 223L90 222V220H88L86 223H84L81 219V217H78L76 215H74L73 213H66L65 212V217H61V216H58L57 214H48L46 212H44L43 210H40V209H28L26 211L23 212V216L21 217H24V219L26 221H28L29 223H31L35 229H37L38 232L36 231H33V230H27L21 223L17 222V226L22 230L23 234L25 236H30V237H33L34 239L36 240H40V239H43L46 235H51V236H59L60 234H65V236H68L69 238H72L74 239V241L77 243V244H81V245H84L86 247L87 250H85L86 254L90 255L91 257H98L100 259H103V260H114L115 262H117L118 264H138L139 262L141 264L143 263H149V264H160V263H156V261H154V259L151 257V252L149 251V249H151L149 247V249L146 247V248H138V246L136 248L130 246L128 244V242H126V240L124 239V237H127L129 234H130V229L129 230V225L130 224H126L127 222V219L129 217H127V219H125V216L129 215L131 212H133L132 210H135V214L139 217V216H142V215H147L149 218L151 217L152 220L160 227L164 228V229H169V225H170V221L172 220L173 223L179 225V221L180 219L182 220H185V222H192L196 225L195 228H198L200 230V235L198 236V240L193 243V244H188V243H185L183 241H181V239L179 238V236L176 235H173V237L171 238L173 244H171V239H170V244H168V249L171 247L170 245H177L181 247V249L183 248L185 250V253L187 252V254H189V256H191L192 258H190L191 260H195V263L197 262L198 264H212V263H215L217 260L213 259L214 262L211 263V261L208 259V256L210 255H207L206 254V248L205 246H208V248H211V250H213L215 252V254L217 255H220L219 251L222 250L220 249L219 250V245H217V241L218 240H221L219 238H216V234H224V235H229L230 237V240H229V243H227L225 245V249L226 251L229 253V256L230 258H232L233 262L232 264H249V262L251 261V255H253L252 253L250 254L249 251H253L254 249L250 248L251 246H245V245H250V244H247L245 243V240L243 239L244 235L249 237V238H254V237H258L260 238L263 242H261L262 244H264V237H263V234H264V208L262 206V204L257 201V200H254L253 202H244L243 201V197L242 198V191H244L245 189H247L248 186L250 185H255L256 184V181H257V177H259L260 175V169L258 167H255L257 166L255 164V166L253 165L254 163V160L252 162L251 160V153L248 151L250 150L249 147H248V150L247 151H244L243 153V156H244V159L246 162V168L247 170L249 171L250 173V178L249 180H243L244 178H247L246 176L241 178L240 176H235L231 178V176L228 174L229 172L226 171V169L224 168V164L222 165L221 163H217L215 166L213 167H210V168H206V171L202 172L198 169H200V165L199 167L200 168H196V164H194V158L192 159V155L190 156L188 154V149H190V142H191V135H188V131L186 133H184V130H178V125H182L181 122H179L180 124H178V116L176 115L174 109L176 108H172L171 104L169 103V100H168V96L164 93V88H166V86L162 89L158 88L156 85H158V83H156L155 85H153V83H151V81L149 80V78L146 76V74L142 71H140L139 69L135 68L133 65L127 63L125 64ZM170 67V66H169ZM180 67V66H179ZM185 68V66H183ZM182 67V69H183ZM245 67V66H244ZM96 68V67H94ZM101 68V67H100ZM99 68V69H100ZM112 68V67H111ZM118 69H121L120 66L117 67ZM257 68V67H256ZM86 69V68H85ZM99 69L96 68L95 71H97V75H98V72H99ZM102 69V68H101ZM105 69H106V66H105ZM166 69V68H165ZM170 69V68H169ZM174 69V68H173ZM178 69V68H176ZM66 70V69H64ZM92 72L94 71L93 70V67L92 69ZM89 70V72H90ZM104 71V67L102 69ZM108 70H110V68H108ZM155 70V69H154ZM163 70V69H162ZM189 70H188V73H189ZM243 72L245 73L244 69H242ZM84 71V70H82ZM101 71V70H100ZM107 71V70H106ZM151 70H149V73H150ZM172 71V70H171ZM174 71H176L174 69ZM172 71V73L174 72ZM184 71V70H183ZM185 71H186V68H185ZM249 71V70H248ZM251 71V70H250ZM62 72H64L62 70ZM61 72V73H62ZM75 72V71H74ZM105 72V71H104ZM102 72L103 74L107 73V72ZM119 72V70L117 71ZM116 72V74H117ZM121 72V70H120ZM119 72V73H120ZM167 72H168V67H167ZM177 72V71H176ZM180 73L182 71H179ZM242 72V73H243ZM82 73V72H81ZM84 73V72H83ZM109 73V72H108ZM115 73V71H114ZM113 73V75H114ZM147 73V72H146ZM163 73V72H162ZM164 73H165V70H164ZM170 73V72H169ZM184 73V72H183ZM182 73V74H183ZM241 73V72H240ZM247 73V71H246ZM256 73V72H255ZM90 74V73H89ZM94 74V72H93ZM92 74V75H93ZM96 74V72H95ZM100 74V73H99ZM115 74V75H116ZM166 74V73H165ZM171 74V73H170ZM178 74V73H177ZM254 74V73H253ZM96 75V76H97ZM114 75V76H115ZM173 75V74H172ZM184 75V74H183ZM55 76V75H54ZM71 76V75H70ZM68 76V77H70ZM91 77V75H89ZM112 76V75H111ZM113 76V77H114ZM164 76V75H163ZM176 76V75H174ZM174 87L171 89V95L173 96V98L171 100H174L175 103L182 109L184 110V112L186 113V115L188 116H184L186 117L187 119L190 118L191 121L193 124L197 126H201L202 125V122L205 121L203 120L201 122L200 120V112H197L199 115V117L197 116V114L195 113H192V111L190 112V110H187L189 108L186 109V107H184V105H187L186 102L183 100L186 96L185 95H188V96H193L194 98V101L196 103H199L200 104V101L204 100L201 99V94L200 92L197 93V91H194L192 92L189 88V85L187 84L186 80L182 79L181 77H174ZM256 76V75H255ZM255 76H250V77H255ZM47 77V76H46ZM72 77V76H71ZM94 77V75H93ZM165 77H167V75H165ZM169 77V76H168ZM171 77V76H170ZM185 77H188V76H185ZM259 77V76H257ZM52 78V77H51ZM109 78V77H108ZM107 78V79H108ZM112 78V77H111ZM256 78V77H255ZM91 79V78H90ZM102 79V78H101ZM113 79V78H112ZM116 79V78H115ZM155 79V78H154ZM160 79V78H159ZM167 79V78H166ZM190 80V78H188ZM251 79V78H250ZM253 79V78H252ZM50 80V79H49ZM169 80V79H167ZM258 80V79H257ZM155 81V80H153ZM170 81H171V78H170ZM169 81V83H171ZM196 81V80H193V82ZM224 81V80H223ZM52 82V81H51ZM66 82H69L66 80ZM110 82V81H109ZM113 82V81H112ZM128 82V81H127ZM131 82V81H129ZM166 82V81H164ZM163 82V83H164ZM195 82V83H197ZM212 82V81H211ZM221 82V80H220ZM7 80H6V77L4 74H0V84L1 86H5L7 87L8 84ZM49 83V82H48ZM87 83V82H86ZM108 83V82H107ZM134 83V82H132ZM131 83V84H132ZM155 83V82H154ZM75 84V83H74ZM130 84V85H131ZM136 84V83H135ZM173 84V83H172ZM251 84V83H250ZM256 84V83H255ZM260 84V82H259ZM264 84V83H263ZM73 85V84H72ZM110 85V83H109ZM116 85V84H115ZM129 85V84H128ZM127 85V86H128ZM129 85V87H130ZM137 85V84H136ZM193 85V84H192ZM215 85V84H214ZM228 85V84H227ZM21 86V85H20ZM41 87V84L39 85ZM80 86V85H79ZM107 86V84H106ZM111 86V85H110ZM160 86V84H159ZM162 86V85H161ZM160 86V87H161ZM173 86V85H172ZM191 86V85H190ZM45 87V86H44ZM98 87V86H97ZM120 87V86H119ZM132 87V86H131ZM138 87V86H137ZM195 87V86H194ZM212 87V85H211ZM221 87V85H220ZM230 87V86H229ZM232 87L231 90H232ZM69 88V87H68ZM92 89V87H90ZM105 88V86L103 87ZM135 88V87H133ZM228 88V87H227ZM229 88V90H230ZM251 88V87H250ZM3 89V88H2ZM108 89V88H107ZM114 89V87H113ZM137 89V88H136ZM135 89V90H136ZM255 89H259V88H255ZM32 90V89H31ZM40 90V89H39ZM98 90V89H97ZM126 90V89H125ZM133 90V89H132ZM196 90V89H194ZM210 91L213 90V89H209ZM216 90V88H215ZM219 90V89H217ZM216 90V91H217ZM254 90V89H253ZM261 90V89H260ZM6 91H7V94L9 95V98H7L9 101L7 102H2L1 99H0V132H14L15 136L19 139V141L21 140L22 142H24L26 145H28L30 148H32L35 152V155L40 159V160H48V156H47V144H48V139H47V134H46V130H50L51 132L52 131H57V126H56V120H55V116H54V113L52 112L51 109H42V112L44 113L45 115V118L43 120V124L42 125H38V124H35L33 121H32V116L34 115L33 112L36 110V109H39L40 107L39 106H36L35 103H33L34 101H37V98L33 95V94H30V95H26L25 93H23L20 89L18 88H14L12 87V89L10 88H6ZM102 91V89L100 90ZM111 91V90H110ZM124 91V88L123 90ZM129 91V90H128ZM166 91V89H165ZM216 91H215V94H216ZM220 91V90H219ZM224 91V90H223ZM226 91V90H225ZM38 92V91H37ZM67 92V91H65ZM70 92V91H69ZM81 92V91H80ZM139 92V90H138ZM137 92V93H138ZM167 92V91H166ZM218 92V91H217ZM222 92V91H221ZM233 92V93H234ZM253 92V91H252ZM77 93V92H76ZM135 93V94H137ZM164 93V94H163ZM169 93V92H168ZM210 92H208V95H209ZM226 93V92H225ZM224 93V95H225ZM232 93V92H231ZM260 93V92H259ZM72 94V93H71ZM75 94V92L73 93V95ZM78 94V93H77ZM76 94V95H77ZM127 94V92H126ZM183 94V95H182ZM214 94V93H213ZM220 94V93H219ZM254 94V92H253ZM261 94V93H260ZM264 94V93H263ZM72 95V96H73ZM129 95V94H128ZM138 95V94H137ZM167 96V99L165 98V96ZM169 95V94H168ZM170 95V97H171ZM203 95V94H202ZM207 95V94H206ZM211 95V94H210ZM218 95V93H217ZM230 95V94H229ZM257 96L256 97H260L258 96V94H256ZM75 96V95H74ZM82 96V95H81ZM93 96V95H92ZM139 96V95H138ZM183 96H185L184 98H182ZM219 96V95H218ZM218 96H213V97H216L218 99ZM233 96V95H232ZM7 97V96H6ZM54 97V96H53ZM79 97V96H78ZM204 97H205V93H204ZM209 97H212V96H209ZM212 97V98H213ZM230 97V96H229ZM234 97V96H233ZM232 97V98H233ZM237 97L235 98L237 100ZM254 97V95H253ZM5 98V97H4ZM113 98V99H114ZM134 98V97H133ZM188 98V97H187ZM207 98V96L205 97ZM36 99V100H35ZM92 99V98H91ZM94 99V98H93ZM112 99V100H113ZM186 99V98H185ZM192 99V98H191ZM201 99V100H200ZM210 99V98H208ZM217 99H214V100H211L210 104L209 105H206L208 103H206L205 105L208 106V107H205V112H207L208 115H206L208 118V124H209V127H212V129H217V125L218 123L220 122L219 121V115H220V112H224V111H221V107L219 105V102ZM228 99V95H227V98L226 100ZM238 99V100H239ZM56 100H60V101H64L63 97L61 94L57 95L56 97ZM71 100V99H70ZM97 100V99H96ZM141 100V99H140ZM207 100V99H206ZM229 100V99H228ZM67 101V99L65 100ZM115 101V100H114ZM143 101V100H142ZM184 101V102H183ZM223 102V100H221ZM230 101V100H229ZM227 101L226 103L228 104ZM235 101V100H234ZM241 101V102H242ZM92 102V101H91ZM97 104L98 101H94V104ZM145 102V101H144ZM189 102V101H187ZM191 102V101H190ZM209 102V101H208ZM225 102V101H224ZM240 101L238 103H241ZM253 102V101H252ZM257 102V101H256ZM37 103V102H36ZM99 103V102H98ZM102 103V102H101ZM185 103V104H184ZM230 103V102H229ZM234 103V102H233ZM79 104V103H78ZM84 104V103H83ZM146 104V103H145ZM193 103H191L192 105ZM197 104V105H199ZM236 104V103H235ZM261 104V103H260ZM101 105V104H100ZM190 105V104H189ZM188 105V106H189ZM203 105V104H201ZM200 105V106H201ZM229 105H233L234 104H229ZM103 106V105H102ZM148 106V105H147ZM104 107V106H103ZM191 107V106H189ZM227 107V106H226ZM225 107V108H226ZM237 107V106H236ZM257 107V106H256ZM64 108V107H63ZM86 108V107H85ZM193 108V106H192ZM228 108V107H227ZM234 108V107H233ZM233 108H229L230 110H234ZM242 108V107H241ZM245 108V106H244ZM259 108V107H258ZM257 108V109H258ZM79 109V108H78ZM117 109V110H118ZM191 109V108H190ZM198 110L197 108H194V110ZM200 109V107H199ZM229 109H226V111H228ZM239 109V107H238ZM99 110V108H98ZM104 110V109H103ZM229 110V112H231ZM243 110V108H242ZM241 110V111H242ZM245 110V111H246ZM259 110V109H258ZM101 111V110H100ZM180 111V110H178ZM105 112V111H103ZM181 112V111H180ZM179 112V113H180ZM202 112V111H201ZM235 112V110H234ZM237 113L239 112L236 110ZM184 113V114H185ZM226 113V112H225ZM254 113V112H253ZM258 113V112H257ZM256 113V114H257ZM100 114V113H99ZM105 114V113H104ZM202 114V113H201ZM242 114V113H240ZM238 114V117L239 115ZM246 114V113H245ZM259 114V113H258ZM257 114V115H258ZM90 115V114H89ZM180 115V114H179ZM182 115V113H181ZM205 115V114H204ZM227 115V113H226ZM230 115V113H229ZM228 115V116H229ZM255 115V114H253ZM256 115V117H257ZM13 116H16L18 118V120L24 122L27 126H28V129H29V132L30 134L32 135V137L34 138V143H32V141L29 139V136L23 134L17 123L15 122L14 120V117ZM222 116H225L223 115L222 113ZM233 116V115H231ZM242 116V115H240ZM260 116V115H258ZM262 116V115H261ZM79 117V116H78ZM180 117V116H179ZM234 117V116H233ZM77 118V117H76ZM112 118V117H110ZM203 118V117H201ZM206 118V117H205ZM204 118V119H205ZM227 118V116H226ZM231 118V117H229ZM240 118V117H239ZM109 119V118H108ZM113 119V118H112ZM116 119V118H115ZM180 119V118H179ZM233 119V118H232ZM257 119V118H256ZM71 120V119H70ZM85 120V119H84ZM91 120V119H90ZM102 120V119H100ZM117 120V119H116ZM234 120H236L234 118ZM113 121V120H111ZM180 121V120H179ZM219 121V122H218ZM225 121V120H224ZM230 121V119H229ZM232 121V120H231ZM239 121V120H238ZM237 121V123H238ZM256 121V120H255ZM94 122V121H93ZM115 122V121H114ZM123 122V121H122ZM182 122H184L182 120ZM222 120H221V124H222ZM228 122V120H227ZM233 122V121H232ZM232 122H230L232 125H234ZM236 122V121H235ZM151 123V124H150ZM185 123H188V121H186ZM184 123V124H185ZM256 123V122H255ZM258 123V122H257ZM260 123V122H259ZM258 123V124H259ZM99 124V123H98ZM97 124V125H98ZM190 124V123H189ZM188 124V125H189ZM207 124V122H206ZM226 124V123H225ZM239 124V123H238ZM262 124V123H261ZM61 125V124H60ZM70 125V124H69ZM91 125V124H90ZM94 125V124H93ZM186 125V124H185ZM205 125V124H204ZM220 125V124H219ZM224 125V124H223ZM228 125V124H227ZM253 125V124H252ZM255 125V124H254ZM183 126V125H182ZM231 126V125H230ZM250 126V125H249ZM189 127V126H188ZM193 127V126H192ZM205 127V126H204ZM217 127V128H216ZM227 127V126H226ZM229 127V126H228ZM233 127V126H232ZM234 127H240V126H237L234 125ZM242 127V126H241ZM257 127V126H256ZM95 128H97V126H95ZM230 128V127H229ZM183 129V128H182ZM186 129V128H185ZM193 131H194V128H192ZM196 129V128H195ZM202 129V127H201ZM220 129V128H219ZM225 129V128H224ZM242 130V128H240ZM239 129V131H240ZM248 129V128H247ZM252 129V128H251ZM255 129V128H254ZM71 130V128H70ZM73 130V129H72ZM96 130V129H95ZM210 131V129H208ZM207 130V131H208ZM230 129H228L229 131ZM233 130V129H232ZM245 130V129H244ZM258 130V129H257ZM261 131V129H259ZM28 131V130H27ZM76 130H74L75 132ZM197 131H199L197 129ZM195 131V132H197ZM225 131V130H223ZM253 131V129H252ZM264 131V130H263ZM68 132V131H67ZM73 132V131H72ZM125 132V131H124ZM190 132H192V130H190ZM215 132V131H214ZM221 131H218L217 130V133ZM227 132V131H226ZM230 132V131H229ZM251 132V131H250ZM255 133H252L253 135V138H254V141H255V148H256V151L259 152V153H262V150L263 149V137H261V135H258L256 134V131H254ZM78 133V132H77ZM76 133V135H77ZM129 133V132H128ZM188 133V134H187ZM199 132H197L198 134ZM209 133V132H208ZM232 133V131L230 132ZM233 133H236L235 131ZM264 133V132H263ZM56 134V133H55ZM194 134V133H192ZM196 134V133H195ZM196 134V135H197ZM205 134V133H204ZM207 134V133H206ZM210 134V133H209ZM240 134V133H239ZM49 135V134H48ZM80 135V134H79ZM128 135V134H126ZM135 135V134H134ZM133 135V136H134ZM199 135V134H198ZM203 135V134H202ZM218 134H216L217 136ZM222 138H227L228 136V133H222L221 134ZM233 135V134H232ZM246 135V134H244ZM250 135V134H249ZM84 136V135H83ZM131 136V135H130ZM137 136H135L137 138ZM205 136V135H204ZM209 136V135H208ZM236 136V134L234 135ZM239 136V135H238ZM237 136V137H238ZM247 136H248V133H247ZM61 137V136H60ZM82 137V136H81ZM87 137V138H88ZM133 137V139L135 138ZM193 137V136H192ZM195 137V135H194ZM193 137V138H194ZM203 137V136H202ZM210 137H212L210 135ZM231 137V135H230ZM236 137V138H237ZM241 137V136H239ZM249 137V136H248ZM247 137V139H248ZM252 137V136H251ZM51 138V137H50ZM86 138V137H85ZM132 138V137H130ZM139 138V137H138ZM208 138V137H207ZM218 138V137H217ZM232 138H234L232 136ZM235 138V139H236ZM62 139V138H61ZM77 139V138H75ZM83 139V138H82ZM143 139V138H141ZM197 139V137L195 138ZM209 139V138H208ZM220 139V138H218ZM231 139V138H230ZM242 139V138H241ZM241 139L239 141H241ZM51 140V139H50ZM64 140V139H63ZM102 140H107L108 142L110 143H113L114 146H116L121 152L123 155H124V159H121V158H116L114 157L113 155H111L109 152H107V150L105 148H103L104 145H102ZM146 140V139H145ZM198 140V139H197ZM200 140V139H199ZM210 140V139H209ZM221 140V139H220ZM228 140V139H227ZM245 140V139H244ZM243 140V141H244ZM251 140V139H249ZM15 141V140H13ZM18 141V140H16ZM78 141V140H76ZM142 141V140H140ZM139 141V143H140ZM208 141V140H207ZM206 141V142H207ZM222 141H224L222 139ZM238 141V139L236 140ZM238 141V142H239ZM247 141V140H246ZM5 142V141H4ZM21 142V143H22ZM51 142V141H50ZM148 142V141H147ZM209 142V141H208ZM211 142V141H210ZM218 142V141H217ZM232 142V141H231ZM237 142V144H238ZM249 142V141H248ZM20 143V142H19ZM57 143V142H56ZM82 143V142H81ZM91 142H89L90 144ZM136 143V142H135ZM142 143V142H141ZM150 143V142H149ZM195 143V142H194ZM197 143H199V141H197ZM225 143V142H224ZM228 143V142H227ZM240 143V142H239ZM242 143V142H241ZM3 144V143H2ZM23 144V143H22ZM146 144V145H144ZM214 144H216L214 142ZM219 143H217L218 145ZM251 145L252 143H248V145ZM8 145V144H7ZM82 145V144H80ZM86 145V143L84 144ZM207 145V144H206ZM212 145V144H210ZM221 145V144H220ZM224 145V144H222ZM230 145V143H229ZM233 145V143H232ZM246 145H247V142H246ZM3 146V145H1ZM50 146V145H49ZM83 146V145H82ZM194 146V144H193ZM198 146V145H197ZM204 146V145H203ZM225 146V145H224ZM235 146V145H234ZM241 146L243 147V145L241 144ZM252 146V145H251ZM4 147V146H3ZM3 147H0V157L3 158V159H7V160H11L13 159V155L10 151V149H5ZM84 147V146H83ZM87 147H89L87 145ZM87 147H85L87 149ZM149 147V146H148ZM195 147V146H194ZM201 147V146H200ZM211 146H209V149H210ZM213 147V146H212ZM215 147V146H214ZM226 147V146H225ZM231 146H229L230 148ZM238 147V146H236ZM246 147V146H245ZM109 148V147H108ZM113 148V147H112ZM111 148V149H112ZM218 148V147H217ZM228 148V147H227ZM233 148V147H232ZM235 148V147H234ZM254 148V149H255ZM55 149V148H54ZM58 149V148H57ZM84 149V148H83ZM114 149V148H113ZM116 149V148H115ZM194 150H196L195 148H193ZM209 149L207 151H209ZM212 149H215V148H212ZM221 149V147H220ZM219 149V150H220ZM223 149V147H222ZM221 149V150H222ZM241 149V148H240ZM247 149V148H245ZM14 150V149H13ZM88 150V149H87ZM192 150V149H191ZM200 150V148L198 149ZM202 150V149H201ZM218 150V149H216ZM236 150V149H234ZM244 150V148H243ZM18 151V150H17ZM57 151V150H56ZM114 151V150H113ZM213 151V150H212ZM215 151V150H214ZM226 151V150H225ZM224 151V152H225ZM227 151H229V149H227ZM226 151V153H227ZM241 151V150H240ZM251 151V150H250ZM60 152V151H59ZM164 152V151H163ZM162 152V153H163ZM191 152V151H190ZM196 152V151H195ZM210 152H211V149H210ZM217 152V151H216ZM221 152V151H220ZM233 151H231L232 153ZM51 153V152H49ZM113 153V152H112ZM115 153V152H114ZM120 153V154H121ZM155 153V152H154ZM206 153V152H205ZM204 153V154H205ZM215 153V152H214ZM223 153V152H222ZM229 153V152H228ZM227 153V154H228ZM27 154V152H26ZM54 154V153H53ZM85 154V153H84ZM194 154V152H193ZM196 154V153H195ZM202 153V155H204ZM224 154V153H223ZM236 154V152H235ZM55 155V154H54ZM116 155V154H115ZM234 155V154H233ZM237 155V154H236ZM235 155V156H236ZM16 156V155H15ZM23 156V155H21ZM164 156V155H163ZM200 156V155H199ZM209 156V155H208ZM219 156V155H218ZM225 156V155H224ZM230 156V155H229ZM260 156V155H259ZM52 157V156H51ZM54 157V156H53ZM60 157V156H59ZM204 157V156H203ZM226 157V156H225ZM239 157V156H238ZM195 158H196V155H195ZM210 158V157H208ZM217 158V157H216ZM219 158H222L221 156ZM218 158V159H219ZM229 158V157H227ZM257 158V157H256ZM264 158V157H263ZM15 159V157H14ZM37 159V158H36ZM207 159V158H206ZM224 159V158H222ZM232 159V158H230ZM259 159V158H258ZM261 159V158H260ZM16 160V159H15ZM94 160V159H93ZM215 160V158H214ZM242 160V159H241ZM39 161V160H38ZM99 161V160H98ZM163 161V160H162ZM208 161V160H207ZM211 161V160H210ZM209 161V163H210ZM225 161V160H224ZM230 161V160H229ZM260 160H258L259 162ZM17 162V163H18ZM212 162V161H211ZM216 162V161H215ZM228 162V161H226ZM239 162V161H238ZM6 163V162H5ZM64 163L66 165H68L67 167L68 168H65L64 167ZM102 163V162H100ZM213 163V162H212ZM232 163V162H231ZM262 163V161L260 162ZM48 164V163H47ZM229 164V162H228ZM245 164V163H244ZM258 164V163H257ZM18 165V164H17ZM40 165V164H39ZM44 165V164H43ZM109 165V164H108ZM211 165V164H210ZM242 165V164H241ZM264 166V164H262ZM260 165V167L262 166ZM2 166V165H1ZM10 166V165H9ZM13 166V165H12ZM21 166V167H22ZM41 166V165H40ZM227 166V165H225ZM237 166V165H236ZM245 165H243L242 167H244ZM259 166V165H258ZM239 167H241L239 165ZM20 168V166H19ZM41 168V167H40ZM229 168V167H228ZM233 168V167H232ZM238 168V167H237ZM18 169V168H17ZM203 169V168H202ZM240 169V168H239ZM264 169V168H262ZM10 170V169H9ZM20 170V169H19ZM22 171H24L22 168H21ZM48 170V169H47ZM95 170V169H94ZM139 170H142L143 173L146 174V177L143 178L139 175ZM204 170V169H203ZM79 174L76 176V172ZM112 171V169H111ZM110 171V172H111ZM167 171V172H166ZM229 171H232V170H229ZM246 171V170H245ZM244 171V172H245ZM262 171V170H261ZM171 172V171H170ZM168 172V173H170ZM233 172V171H232ZM237 172V171H236ZM235 172V173H236ZM240 172V171H239ZM264 172V171H263ZM262 172V173H263ZM234 173V174H235ZM241 173V172H240ZM239 173V174H240ZM247 173V172H246ZM248 173V175H249ZM233 174V173H232ZM233 174V175H234ZM243 174V173H242ZM10 175V174H9ZM39 175V176H40ZM106 175V174H105ZM108 175V174H107ZM243 175H246V174H243ZM3 176V172L0 170V178H2ZM32 176V175H30ZM16 177V176H14ZM23 177V176H22ZM37 177V176H36ZM261 177V176H260ZM259 177V179H260ZM262 177H264V175H262ZM11 179V178H10ZM27 179V178H26ZM120 179V178H118ZM262 179V178H261ZM37 180V179H36ZM42 180V178H41ZM42 180V181H43ZM123 180V181H124ZM233 180L234 184L231 183V181ZM264 180V179H263ZM122 181V180H121ZM122 181V182H123ZM128 181V182H130ZM211 181H214L216 184H217V187H218V190L216 193H214V198L216 199V203L217 201L219 203H221L222 205H229L231 207H233L234 209V212L236 213L235 216L233 217H229V221L230 222V226H228L227 228H224L223 226V230L221 231H217L215 228L213 227H210L208 225V218L211 217V216H218L220 214L217 213V211L214 210V208L212 207V201L210 199L212 198H208V197H203L201 196L203 193H200L201 195L198 194L197 192V188H198V184L201 183L204 185V184H209V182ZM33 182V180H32ZM39 182V181H38ZM101 182V181H100ZM119 182V181H117ZM127 182V181H126ZM186 182V183H188ZM213 182V183H214ZM261 182V181H260ZM105 183V182H104ZM125 183V182H124ZM214 183V184H215ZM23 184V183H22ZM37 184V183H36ZM110 184V183H109ZM7 185V184H6ZM106 185V184H105ZM129 185V184H128ZM261 185V184H260ZM263 185V184H262ZM2 186V185H1ZM13 186V185H12ZM117 186V185H116ZM202 186V185H201ZM208 186V185H207ZM216 186V185H215ZM9 187V186H8ZM36 187V186H35ZM44 187V186H43ZM95 187V186H94ZM178 187V186H177ZM262 187V186H261ZM4 188V187H3ZM123 188V187H122ZM125 188V187H124ZM130 188H131V185H130ZM135 188V187H134ZM202 188H205V186H203ZM263 188V187H262ZM261 188V189H262ZM54 189V188H53ZM62 189V190H63ZM126 189V188H125ZM201 189V188H200ZM14 190V189H13ZM93 190V189H92ZM127 190V189H126ZM129 190V188H128ZM208 189L206 188V191ZM255 190V189H254ZM55 191V190H53ZM58 191V190H57ZM64 191V192H65ZM121 191V190H120ZM204 191V189H202V192ZM205 191V193H206ZM259 191V190H257ZM33 192V191H32ZM35 192V191H34ZM39 192V191H38ZM127 192V191H126ZM247 192V191H246ZM249 192V191H248ZM247 192V193H248ZM254 192V191H252ZM262 192V190H261ZM264 192V191H263ZM17 193V192H16ZM51 193V192H50ZM129 193V192H128ZM134 193V191H133ZM256 193V192H255ZM259 193V192H258ZM18 194V193H17ZM212 195V193L209 192V195ZM261 194V193H260ZM191 195V194H189ZM210 195V196H211ZM264 195V194H261V196ZM6 196V195H4ZM213 196V195H212ZM257 196V195H256ZM40 197V196H39ZM127 197V196H126ZM252 197V196H251ZM48 198V197H47ZM54 198V197H53ZM192 198V199H193ZM248 198V196H247ZM19 199V198H18ZM22 199V198H21ZM36 199V198H35ZM214 199V200H215ZM249 199V198H248ZM260 199V198H259ZM263 199V198H262ZM45 200V199H44ZM90 201V200H89ZM100 201V200H99ZM248 201V200H247ZM3 202V201H2ZM56 202V201H55ZM91 202V201H90ZM212 202V203H211ZM17 203V202H16ZM26 203V202H25ZM97 203V202H96ZM130 203V202H129ZM22 204V203H21ZM88 204V203H87ZM86 204V205H87ZM90 204V203H89ZM104 204V203H102ZM214 204V203H213ZM219 204V205H221ZM10 205V204H9ZM92 205H96V204H93ZM106 205V204H105ZM132 205V203H131ZM8 206V205H7ZM12 206V205H11ZM19 206V205H18ZM88 206V205H87ZM88 206V207H89ZM104 206V205H103ZM21 207V206H20ZM33 207V206H32ZM225 207V206H223ZM12 208V207H11ZM10 208V209H11ZM70 208V207H69ZM106 208V209H105ZM111 208V207H110ZM113 208V207H112ZM220 208V207H219ZM226 208V207H225ZM17 209V208H16ZM4 210V209H3ZM8 210V209H7ZM18 210V209H17ZM25 210V209H24ZM78 210V209H77ZM219 210V209H218ZM230 210V209H229ZM80 211V210H79ZM109 211V210H108ZM111 211V210H110ZM231 212V211H230ZM233 212V211H232ZM226 213V212H225ZM234 213V214H235ZM63 214V213H62ZM78 214V213H77ZM88 214V213H86ZM133 214V213H132ZM218 214V215H217ZM233 214V215H234ZM4 213L1 211L0 209V218L3 216L4 217ZM130 216V215H129ZM132 216V215H131ZM225 217V215H223ZM91 217V216H90ZM135 218V217H134ZM141 218V217H140ZM213 219V217H211ZM89 219V218H88ZM222 219V218H221ZM224 219V218H223ZM99 220H103V219H98V221L94 220L95 222H99ZM136 220V219H135ZM134 222L136 223V220ZM149 220V219H148ZM226 220V219H225ZM17 221V220H16ZM105 221V220H104ZM140 221V220H139ZM74 224L75 226H83V227H88L90 226V228L92 227L93 228V232L91 233H88V234H82L81 232H78L77 230H75L73 227H71V224ZM138 222V221H137ZM142 222V221H141ZM101 223L103 222H100L99 224L101 225ZM106 223V222H105ZM105 223H103L105 225ZM221 223V222H220ZM137 224V223H136ZM140 225V223H138ZM184 224V223H183ZM187 224V223H186ZM191 224V223H190ZM193 224V225H194ZM211 224V223H210ZM1 225V224H0ZM5 225V224H4ZM138 225V226H139ZM172 225V224H171ZM212 225V224H211ZM229 225V224H228ZM131 226V225H130ZM176 226V225H175ZM180 226H182L180 224ZM186 226V225H184ZM187 226H189L187 224ZM191 226V225H190ZM214 226V225H213ZM9 227V226H7ZM70 227V228H69ZM141 227V226H140ZM138 227V228H140ZM144 227V226H143ZM216 227V225H215ZM219 227V229L221 228ZM4 228V227H3ZM136 228V227H135ZM136 228V229H138ZM218 228V227H217ZM134 229V228H133ZM218 229V230H219ZM222 229V228H221ZM87 231V230H86ZM116 231V230H115ZM168 231V230H166ZM88 232V231H87ZM140 232V231H138ZM151 232V231H150ZM223 235V236H224ZM64 236V237H65ZM152 236V235H151ZM172 236V234L170 235V237ZM222 236V235H221ZM220 236V237H221ZM4 237V236H3ZM61 238L57 241H55L53 243V245L50 247V250L48 252V256L55 260V261H59V262H62V261H66V260H69L71 261L73 264H99V262L97 260H86L85 256H84V250L82 249L81 245H79L78 247L76 248H73V249H70L68 245L69 244V239L67 240L66 238ZM132 237V236H131ZM136 237V236H134ZM139 237V236H138ZM169 237V238H170ZM218 237V236H217ZM229 237H226V238H229ZM128 238H130L128 236ZM222 238V237H221ZM5 239L6 241L8 242V245H12L13 244V241L7 236L5 235ZM71 239V240H72ZM131 239V238H130ZM218 239V240H217ZM247 239V238H246ZM257 239V238H256ZM4 240V239H3ZM226 242L227 239H225ZM248 240V239H247ZM259 240V239H258ZM15 241V240H14ZM152 242V241H151ZM150 242V243H151ZM155 242V241H154ZM153 242V243H154ZM190 242V241H189ZM192 242V241H191ZM219 242V241H218ZM221 243L223 242L224 244V240L223 241H220ZM225 242V243H226ZM152 243V244H153ZM157 243V242H155ZM112 245L115 249V251H118L119 253H127L128 255H130L133 260H127L125 258H122L120 257L117 252L114 253V254H108L106 253L107 251L103 250L102 249V245ZM163 244V243H162ZM76 245V244H74ZM136 245V244H135ZM222 245V244H221ZM25 246V245H24ZM42 246V244H41ZM140 246V244H139ZM224 246V245H223ZM256 246V245H255ZM254 246V247H255ZM152 247V246H151ZM174 247V246H173ZM179 247V248H180ZM239 247H242L243 251H240V248ZM258 247V246H257ZM163 248V247H162ZM174 248H178V247H174ZM260 248V247H258ZM262 248V247H261ZM157 249V248H156ZM172 249V248H171ZM170 249V250H171ZM224 249V250H225ZM256 249V247H255ZM20 250V249H19ZM155 250V249H154ZM183 250V251H184ZM208 252H210V249H207ZM258 249H256L257 251ZM16 251V250H15ZM152 251V249H151ZM211 251L210 254L213 252ZM223 251V250H222ZM221 251V253H222ZM250 251V252H251ZM264 251V250H263ZM112 252V251H110ZM161 252V251H160ZM169 252V250H168ZM159 253V252H158ZM254 253V252H253ZM2 254V253H1ZM0 254V258L3 257V254L1 255ZM154 254V253H153ZM213 254V253H212ZM226 254V253H225ZM15 255V254H14ZM28 255V254H27ZM172 255V254H171ZM222 255V254H221ZM163 256V255H162ZM215 257V255H212ZM210 256V258L212 257ZM226 256V255H225ZM224 256V257H225ZM17 257V256H16ZM24 258L26 256H23ZM171 257V256H170ZM182 257V256H181ZM217 257V256H216ZM219 257V256H218ZM223 257V256H222ZM29 258V257H28ZM31 258H32V255H31ZM29 258V259H31ZM35 258V256H34ZM160 258V257H159ZM167 258V257H166ZM169 258V257H168ZM174 258V257H173ZM165 259V258H164ZM225 259V258H224ZM229 259V258H228ZM263 257L260 258V264H263V261H262ZM28 260V259H27ZM26 260V261H27ZM160 260V259H159ZM171 260V259H170ZM169 260V261H170ZM223 260V259H222ZM36 261V260H35ZM34 261V262H35ZM174 260H171V262H173ZM219 261V259H218ZM227 261V260H226ZM167 262V261H166ZM220 262V261H219ZM225 262V261H224ZM230 262V260H229ZM229 262L227 264H229ZM39 263V262H38ZM170 263V262H168ZM191 263V262H190ZM223 264V261L220 262ZM251 263V262H250ZM180 264V263H178ZM183 264V263H182ZM218 264V263H217ZM226 264V263H224Z\"/></svg>",
	"mask_w": 264,
	"mask_h": 264
}]
</instances>
